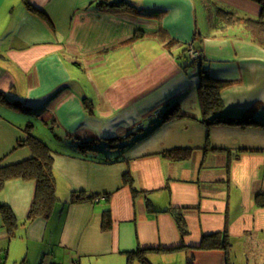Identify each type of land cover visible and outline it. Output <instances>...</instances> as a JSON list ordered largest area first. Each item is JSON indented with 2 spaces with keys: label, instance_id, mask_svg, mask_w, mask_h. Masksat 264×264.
<instances>
[{
  "label": "crops",
  "instance_id": "1",
  "mask_svg": "<svg viewBox=\"0 0 264 264\" xmlns=\"http://www.w3.org/2000/svg\"><path fill=\"white\" fill-rule=\"evenodd\" d=\"M120 1L0 0V166L31 157L18 145L30 126L52 151L57 197L28 220L34 181H5L0 206L15 225L0 210V264H128L138 248L151 264H264V41L246 27L261 5ZM188 43L201 58L184 68ZM203 69L221 86L222 115L245 125L201 122ZM43 122L53 135L42 137ZM117 138L124 148L108 154L81 147ZM175 148L190 158L163 155ZM73 192L82 198L71 203ZM224 230L227 252L196 249Z\"/></svg>",
  "mask_w": 264,
  "mask_h": 264
},
{
  "label": "trees",
  "instance_id": "2",
  "mask_svg": "<svg viewBox=\"0 0 264 264\" xmlns=\"http://www.w3.org/2000/svg\"><path fill=\"white\" fill-rule=\"evenodd\" d=\"M261 5V17L257 19L247 18L246 19V27H249L251 31V36L253 41L258 43H263L264 41V26L262 22V17L264 16V0H256ZM100 4H107L105 2H100ZM110 5V4H108ZM114 5L122 6L123 8L128 5L125 0H121L120 2L114 3ZM234 14L232 12H227L221 9H218V18L222 22L228 23L229 21H234ZM250 33V32H249ZM136 36V35H135ZM137 37V36H136ZM191 43L184 44V49L182 53L184 54V58L187 59L188 63L184 61V68L187 64L194 65L197 60L201 58V48L199 50H195L193 52L196 53V56L190 54L193 46H189ZM200 53H199V52ZM200 75L202 79V83L198 87V95L199 101L202 108L203 117L201 122L207 127L211 128L212 126L220 125V124H240L245 125V122H237L235 119H231L228 117H224L222 115V103L219 95V91L221 86L218 82L213 80L211 76L208 74V69L200 70ZM3 95L0 94V98ZM4 99V98H2ZM15 107L24 108L19 103L12 104ZM25 109V108H24ZM173 110V109H172ZM250 124V123H249ZM136 140V138L134 139ZM114 143L119 142L120 139L117 138ZM101 143V142H100ZM19 146L28 147L31 151V157L15 164L0 166V189L2 188L5 181L13 178H21L26 180H32L35 183V195L30 206L28 212V220L36 219L38 217H47L52 209L54 202L56 201V193H55V180L53 174V156L52 151L48 147V145L43 142L41 139L36 137L30 129V126L24 129V137L19 140ZM98 142L95 140H86L83 141L81 147L84 149H89L91 151H99L103 150L100 148ZM119 149L124 148L123 144L116 145ZM106 153H111V151H106ZM192 153L191 148H175L167 150L163 153L164 156L177 159V160H187L190 158ZM108 156V155H107ZM119 158L116 159H103L102 163H113L117 162ZM83 196V195H82ZM78 193L73 192L70 198V202L74 203L80 199ZM93 195H88L86 198H93ZM82 198V197H81ZM255 203L258 206H264V194L258 193L255 195ZM1 213L3 215V219L5 224L9 226V228L15 225L14 223V215L11 210L6 206H0ZM173 215L178 224V228L180 230L181 236H185L189 233L185 220L182 218L181 211L176 209H169L168 211ZM104 226H109V214H106L104 217ZM230 247V241L228 240L227 230L222 232H216L208 235H203L200 241V244L196 247V249H222L226 252ZM151 251L144 248H138L134 252L127 253L128 264H151L147 253Z\"/></svg>",
  "mask_w": 264,
  "mask_h": 264
},
{
  "label": "rangeland",
  "instance_id": "3",
  "mask_svg": "<svg viewBox=\"0 0 264 264\" xmlns=\"http://www.w3.org/2000/svg\"><path fill=\"white\" fill-rule=\"evenodd\" d=\"M182 50V48H175L174 49V52L176 53V55L180 52ZM190 53L193 55L194 53L193 52H191L190 51ZM198 86H196V88H197ZM51 127H49V126H46V125H44V122L42 123V125H41V129H42V137H44L45 138V136H43V134L45 133V134H47V135H53L52 134V132H51V129H50ZM41 135V134H40ZM99 145H102V146H100V148H102L104 151L106 150V151H110L111 149H113L112 147H115L116 146V144L114 143V141H108V142H101V143H99Z\"/></svg>",
  "mask_w": 264,
  "mask_h": 264
},
{
  "label": "built area",
  "instance_id": "4",
  "mask_svg": "<svg viewBox=\"0 0 264 264\" xmlns=\"http://www.w3.org/2000/svg\"><path fill=\"white\" fill-rule=\"evenodd\" d=\"M191 54V53H190ZM192 55V54H191ZM193 56L195 57L196 56V53L193 54ZM70 264H77V263H70Z\"/></svg>",
  "mask_w": 264,
  "mask_h": 264
}]
</instances>
